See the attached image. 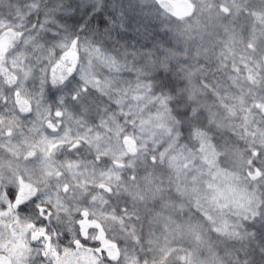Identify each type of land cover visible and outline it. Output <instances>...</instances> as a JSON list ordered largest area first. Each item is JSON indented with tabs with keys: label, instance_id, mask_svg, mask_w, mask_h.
Segmentation results:
<instances>
[{
	"label": "clouds",
	"instance_id": "clouds-1",
	"mask_svg": "<svg viewBox=\"0 0 264 264\" xmlns=\"http://www.w3.org/2000/svg\"><path fill=\"white\" fill-rule=\"evenodd\" d=\"M0 264H264V0H0Z\"/></svg>",
	"mask_w": 264,
	"mask_h": 264
}]
</instances>
